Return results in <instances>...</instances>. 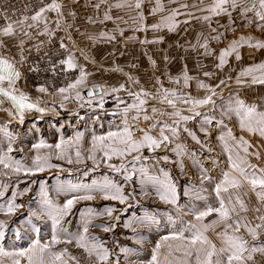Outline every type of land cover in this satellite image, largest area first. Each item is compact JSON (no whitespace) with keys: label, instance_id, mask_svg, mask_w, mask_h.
Returning a JSON list of instances; mask_svg holds the SVG:
<instances>
[{"label":"snow or ice","instance_id":"snow-or-ice-1","mask_svg":"<svg viewBox=\"0 0 264 264\" xmlns=\"http://www.w3.org/2000/svg\"><path fill=\"white\" fill-rule=\"evenodd\" d=\"M103 2V0H102ZM43 4V0H41ZM142 0H135V8H141ZM123 4L117 3L114 7L120 8L123 7ZM131 7V5H129ZM229 6L232 10L240 8L238 0H212V3L208 6L207 11L210 15L203 17L204 20H210L211 16H220L227 14L231 18V13L229 12ZM99 7V5H97ZM62 5L57 2V0H51V3H48L39 8L30 18L24 16L19 20H12L7 13H0V16L4 18V25L0 26V36L11 37L15 35L17 27L24 32L25 36H30L29 32L24 30L26 22L30 19L31 23H27V28L38 27L40 23H44V32L38 34H47V17L45 13L47 12H61ZM163 5L160 3V0H157L156 7L152 9L153 13L162 12ZM241 15H245L248 12H253L258 21L264 22V0H254L251 7L240 8ZM178 13L176 10H173L172 13L166 17H162L159 24H153L151 27L153 29H158L162 25H166L169 31H172L176 24L174 17ZM111 17L105 13L104 20H109ZM251 23V21H249ZM57 28L59 27V21H56ZM259 27H264V24L258 25ZM145 26H141L140 30H144ZM212 31H216L212 29ZM104 34L102 33L101 36ZM220 37H213L214 40H218ZM108 39H114V37H108ZM251 37H239L238 40H233L225 49H221L218 54V65L217 67H223L226 63V57L236 53V59H239V53L237 51L241 43H248L250 47L255 46L258 48H264V43L259 41L255 45L250 43ZM149 42V41H144ZM2 43V41H0ZM23 41H21V47ZM207 50L208 44L201 45ZM61 48L66 46L61 42ZM211 54V53H208ZM23 56H21V62L23 61ZM61 65H65V70H72L79 67V76L75 79L74 82L69 83L67 87H62L58 91L61 94L68 92L70 89H76L79 85H83L86 81L87 73L85 72L82 66H78L75 62L74 56L69 53L67 58L60 61ZM261 71L264 73V63L256 65L255 67H250L241 72V76H247L255 71ZM205 76H209L210 73L205 72ZM21 78V72L15 67L14 63L11 62L8 58L0 56V104H3L5 101L11 103L12 109L15 111H9V115L19 116L20 120H23L24 113L26 111L36 110L38 112H44L45 109L38 107V102L34 103L30 100L29 96L25 93L19 91L16 87L17 81ZM131 79V77H129ZM191 77L185 72L183 75L184 86L187 87ZM179 83V80L175 81ZM239 83V78L237 79ZM157 83L159 79L157 78ZM221 84L224 81L220 82ZM252 83H262L264 84V75L257 78L252 77ZM124 85H120L118 88H112L111 92L115 93L124 89ZM198 88L206 89L211 95H205L203 98H195L189 93H178L175 89L164 88L162 85L159 89L158 95H153L150 92L140 89L139 92L128 91V95L133 98V102L127 104L121 113L123 114V127L118 131H109L106 135L93 136L92 137V147L88 150L89 154L86 159L91 160L94 165L99 163H104L107 168L113 170L117 173H123L124 179L129 180L131 176L127 173V168L124 163V160L128 156H132V163H135L141 160V156L138 153L143 149H148L152 151L154 149L160 148L163 144L170 142L172 137H175L177 133V128L169 125L166 122H161L157 120L156 123L150 124L147 128H138L136 125L129 123V115L134 112V115H131V119L134 121H139L141 116L144 121H150L154 118V115L158 112V109L153 106L151 111L154 114L150 116L147 112L146 105L148 104V98L153 100H158L161 104H167L173 109L171 113L160 112V116L170 115L174 116L177 119L173 122L174 124H179L181 121L191 120L193 117L190 115H183L176 108L177 102H181L185 105H188L187 111L194 113L195 115H200L196 111L197 108L210 103L215 104L212 99V95L215 94V91L208 84L200 81L197 84ZM39 92L43 93L46 91V88L40 87ZM94 93L89 91L88 95L92 96ZM76 98L82 99L80 92H76ZM64 99H68L67 96H64ZM119 103H124L119 101ZM100 106L103 107V99L101 98ZM234 113L239 118V125L241 130L247 131L251 134H258L260 137H264V111H258L254 105H247L243 100L236 99L234 102L230 103L224 108V114L230 115ZM210 123L211 121H206ZM136 127L137 131L140 133L139 137L133 131V128ZM159 127L158 136H153L151 130ZM185 131L192 137L193 140H196V136L185 128ZM167 133H171V136ZM4 134L9 137L10 142L7 147L6 152H0V165L4 169H8L14 173L24 172L25 174H31L35 172H42L47 168L58 167L50 163V156H41L36 155L32 159L31 166H26L22 161L13 159L9 155L12 151L11 133L4 131ZM83 134L77 133L76 143L82 139ZM228 136L235 141L237 148L242 150L246 155L248 154V141L244 137L232 136L231 130L228 131ZM220 139H224L223 136ZM199 142V141H197ZM67 145L68 147H64ZM72 146V141H65L61 139L55 145V148L58 150L56 153V159L66 160L68 164H72L74 161L70 154V148ZM45 147H51L46 145L43 141L38 144H34V149H40ZM177 154H180L181 146L176 145ZM137 153V155H133ZM101 155V159L98 161L97 155ZM259 157L258 153H255ZM239 163L232 160V156L229 155L230 167L233 171L239 173L240 179L236 176L231 175L229 172H224L222 174V179L215 184L213 191L216 194L218 206H208L204 210H192L194 219L197 223L189 222L186 227L179 229L178 231L171 232L169 235L162 236L161 239L156 243L155 247L152 250L151 259L148 261V264H256L254 260V254L259 253L261 256H264V241H260V237L264 235V215H260L257 219L258 223L252 224L247 220L246 217L241 216L240 212H247L248 209L244 201L236 196L235 203L229 198L227 201L221 195L222 193L229 192L230 189H237L240 187L241 179L247 182L250 186V190L255 193L256 198L261 203H264V168H259L255 165L248 164L247 161L239 157L237 153ZM75 163L80 164L84 161L85 157L82 156V153L77 149L75 151ZM120 160L121 163L118 165L112 163L113 159ZM167 161L168 157H163ZM248 169H252L251 172ZM141 173H144V169L139 170ZM257 173H260L259 175ZM6 174V173H5ZM165 179L160 180L159 178H150L153 180L154 185H158L156 192L159 195L160 199L169 204H176V186L169 179H167L168 174L163 173ZM205 179H211V177H205ZM6 187V185L4 186ZM43 187V186H42ZM60 191L74 193L71 199H67L63 206L54 205L51 200L47 197V192H44L43 203L45 205L44 214L52 217L53 226H52V236L51 241L48 243H41L39 239L33 240L28 248L18 249L14 251L6 250L2 245H0V264H5V258L11 261V264H23L26 260L27 264H52L51 261H48L45 257L46 252L49 250L52 244L56 243H72L75 242L78 248L84 250L89 257H95L96 261L100 264H107L109 253L108 249L105 248L101 243L96 241L95 237L89 239L88 228L84 227L83 232L70 237L64 241H61L60 237L57 234V225L62 216L66 215L74 204V201L77 200H91L94 198L93 194H99L105 200H117L121 204L125 203L129 199V195H125L121 186L116 184L114 181L109 180L107 177L104 178L103 182L92 181L91 185H68L67 187L61 186ZM83 192V195L77 193ZM0 195H3L0 192ZM200 198V197H198ZM239 206V211L236 206ZM19 205H14L11 201L7 206V214H10L14 211ZM114 209L111 207L105 208V212L108 216H111ZM255 211L259 212V209ZM215 214V219L211 220L208 223H204L206 217L212 216ZM117 219H119L117 217ZM149 221L151 218H147ZM2 223V222H0ZM128 226V225H126ZM217 226H222L221 231L216 232V238L219 241V246L216 242L209 238L206 233L211 229L215 232ZM103 231L107 232L110 230L109 226H102ZM61 231H65L61 229ZM247 233L251 237V241H260L258 244L250 243L248 239L245 238L243 233ZM187 233V235H186ZM4 239L3 231H0V240ZM163 249V251H162ZM67 251L66 249L64 250ZM122 251H124L122 249ZM62 253L56 254V259L59 260ZM70 259H75V257H70Z\"/></svg>","mask_w":264,"mask_h":264},{"label":"rangeland","instance_id":"rangeland-1","mask_svg":"<svg viewBox=\"0 0 264 264\" xmlns=\"http://www.w3.org/2000/svg\"><path fill=\"white\" fill-rule=\"evenodd\" d=\"M57 2L62 5L61 12L59 14L47 12L45 16L54 19L68 18L73 21L63 24L64 21L61 20L62 25H59L58 28L54 26V29L66 32L69 29L70 34L91 35L99 39L98 0H57ZM48 3H51V0H43V4L41 0H0V13H7L12 20H19L24 16L30 18L40 7ZM76 18H80V20ZM4 23L3 16H0V26H3ZM32 29L30 28V30ZM18 30L21 31L20 28L16 31ZM6 39V37L0 36L2 43ZM49 44H56L60 47L57 42L47 43V45ZM47 45L39 48H44ZM14 48L21 52L18 62L21 72V56L24 58L25 52L30 55L37 48L33 51L22 48L21 40L16 37L14 38ZM63 50L67 54V51ZM41 126L42 124L31 125L27 120H23L20 124L9 121L0 122V152H6L10 142L9 137L4 134L6 130L12 135L13 151L9 155L13 159L20 160L30 167L32 159L36 155H47L50 156V163L58 165V167L47 168L42 172L31 174H25L23 171L17 174L0 165V192L3 193L0 195V222H2L0 231L4 233V239L0 240V245L8 251L28 248L35 239H39L41 243L51 241L53 219L44 214V192H47L48 199L54 205L62 207L67 199L73 197L74 193L60 191L61 186L91 185L94 180L97 182L104 180V163L94 165L91 160H87L86 157L89 154L87 150L81 152L85 157L82 163H75L76 157L73 154L71 156L74 162L68 164L66 160L56 159L57 151L49 147L34 149L33 145L41 141L48 144ZM101 155H97L98 161L101 159ZM5 185L6 187H4ZM77 194L83 195L84 193ZM93 195L94 198L91 200L74 201L71 210L60 218L57 234L61 241L82 233L84 227L87 226L89 239L95 237L97 242L107 248L106 232L102 227L106 226L105 199L99 194ZM10 201L19 207L7 214V206ZM61 229L65 231H61ZM57 253H62L59 260L56 259ZM45 257L52 264H100L94 256L89 257L83 249L78 248L74 241L52 244ZM70 257H75V259H70ZM5 264H11V261L5 258ZM23 264H27V261L25 260Z\"/></svg>","mask_w":264,"mask_h":264},{"label":"crops","instance_id":"crops-1","mask_svg":"<svg viewBox=\"0 0 264 264\" xmlns=\"http://www.w3.org/2000/svg\"><path fill=\"white\" fill-rule=\"evenodd\" d=\"M76 19L80 20V18ZM57 20L59 21V25H62L61 20L64 21L63 24L73 21L68 18L54 19L47 17L48 33L38 34L44 32V23H40L38 27L30 30L27 28V23H31V20H28L24 26V30L29 32L30 36H25L23 31L18 30L16 31L17 35L15 34V37L23 41L22 48L32 51L33 49L47 45V43L57 42L61 45L62 42L66 47L61 49L67 51L65 58L71 53L77 65L82 66L88 74L85 83L79 85L76 89H70L64 94H61L58 90L62 87H67L69 83L75 80L65 83L59 88L46 89L43 93L38 91L41 86H32L27 81H24L23 78L17 81L16 87L19 91L28 95L32 102H38L39 108L45 109L44 112H38L34 109L26 111L23 120L29 121L31 125L42 124L41 127L44 129L42 133H45L44 137L46 142H48L46 145H50L51 147L49 148L52 150L58 151L55 145L61 139L72 141L70 154L73 155L77 149L80 152L88 151L92 147V137L94 135H103L102 107L100 106L101 94H95L90 98L84 94L85 90L93 88V86H99L101 88L100 42L99 39L91 35V37L89 35H73L69 33V29L68 32L54 29V26H57ZM50 26L53 28H49ZM15 37H6L7 39L0 45V56L8 58L20 71L18 62L21 52L18 51L19 49L14 48ZM72 71L77 72V77L79 76V67L72 69ZM77 91L80 92L82 99L76 98ZM64 96H67L68 99H64ZM9 111H15L12 109L9 101L0 104V122L9 121L20 124L23 121L20 120L19 116H10L8 114ZM77 133L83 134L78 144L76 143ZM64 147L67 148L68 146L65 145Z\"/></svg>","mask_w":264,"mask_h":264},{"label":"built area","instance_id":"built-area-1","mask_svg":"<svg viewBox=\"0 0 264 264\" xmlns=\"http://www.w3.org/2000/svg\"><path fill=\"white\" fill-rule=\"evenodd\" d=\"M24 54L21 74L23 80L32 86H41L47 90L55 89L72 82L77 77V72L66 71L65 65L60 64L66 52L56 44L34 50L30 55L27 52Z\"/></svg>","mask_w":264,"mask_h":264},{"label":"water","instance_id":"water-1","mask_svg":"<svg viewBox=\"0 0 264 264\" xmlns=\"http://www.w3.org/2000/svg\"><path fill=\"white\" fill-rule=\"evenodd\" d=\"M89 91H92L94 93L93 95L101 94V88L99 86H93V88H89V89L84 91V94L86 97H88V98L93 97V95L92 96L88 95Z\"/></svg>","mask_w":264,"mask_h":264}]
</instances>
